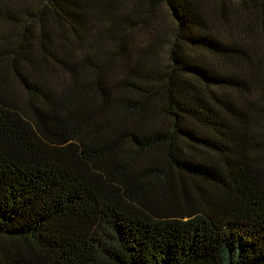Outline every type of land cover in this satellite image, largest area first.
Here are the masks:
<instances>
[{"label":"trees","instance_id":"16d2710c","mask_svg":"<svg viewBox=\"0 0 264 264\" xmlns=\"http://www.w3.org/2000/svg\"><path fill=\"white\" fill-rule=\"evenodd\" d=\"M116 3L0 0V264H264V54L198 0L134 53Z\"/></svg>","mask_w":264,"mask_h":264},{"label":"rangeland","instance_id":"374dc122","mask_svg":"<svg viewBox=\"0 0 264 264\" xmlns=\"http://www.w3.org/2000/svg\"><path fill=\"white\" fill-rule=\"evenodd\" d=\"M117 3L115 9V17L120 22L126 13H130V19H127V29L129 35L127 36L128 42L126 46L134 53H139V48L147 40L149 29L153 30L150 22L151 18L157 20L158 28L156 32H161L167 38H171L174 34L176 26L174 17L170 11L162 4V0H116ZM205 6L207 13L209 14V26L208 30L220 33L225 38L232 39L241 37L239 39L240 46L246 50L247 47H251L252 57L260 56L264 54V7L259 12L251 13L241 10L242 8L235 0H198ZM153 2V4H151ZM156 8V9H155ZM95 4L91 7L92 17L89 18V24L91 26V33L85 36V40L92 42L96 39L98 30L107 29L110 23L111 17H107L104 13H98ZM211 10V11H210ZM151 13L146 24H142V19L137 15ZM133 25H138L132 29ZM155 27V26H154ZM132 29V30H131ZM243 36V37H242ZM102 37V35H101ZM153 38L149 41L152 42ZM97 41H101V45H104L106 49L111 50V41L100 36ZM150 42V43H151ZM154 43V42H153ZM152 43V44H153ZM151 44V45H152ZM89 46V45H88ZM148 47V45H147ZM146 47V48H147ZM196 55L205 60L211 59L209 54L204 51H197ZM251 55V54H250ZM121 58V57H120ZM118 58L114 67L112 68V74H117L121 71L123 59ZM155 61L161 66H167V54L164 49L158 54Z\"/></svg>","mask_w":264,"mask_h":264}]
</instances>
